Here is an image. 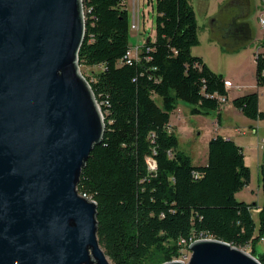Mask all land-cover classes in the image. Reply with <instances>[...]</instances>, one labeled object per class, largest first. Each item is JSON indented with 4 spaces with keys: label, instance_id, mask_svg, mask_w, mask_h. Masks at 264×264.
Returning <instances> with one entry per match:
<instances>
[{
    "label": "trees",
    "instance_id": "obj_1",
    "mask_svg": "<svg viewBox=\"0 0 264 264\" xmlns=\"http://www.w3.org/2000/svg\"><path fill=\"white\" fill-rule=\"evenodd\" d=\"M155 1V39H147L138 58L128 63L130 14L125 0H82L85 32L78 64L98 69L82 74L100 105L104 131L76 188L96 203L98 243L110 264L177 260L191 242L204 238L248 251L264 264V252L255 254L264 235V169L256 229L253 205L235 198L250 181L242 149L216 135L208 142L204 166H194L178 149L170 129V113L178 101L190 105L192 114L209 115L220 110L218 97L227 93L223 76L192 54L198 24L189 1ZM240 30L250 42L249 24L242 23ZM255 63L261 87L264 55L256 54ZM231 103L247 118L264 119L257 92Z\"/></svg>",
    "mask_w": 264,
    "mask_h": 264
},
{
    "label": "water",
    "instance_id": "obj_2",
    "mask_svg": "<svg viewBox=\"0 0 264 264\" xmlns=\"http://www.w3.org/2000/svg\"><path fill=\"white\" fill-rule=\"evenodd\" d=\"M82 0H0V264H110L77 191L104 119L78 64ZM186 263L261 264L204 238Z\"/></svg>",
    "mask_w": 264,
    "mask_h": 264
},
{
    "label": "rangeland",
    "instance_id": "obj_3",
    "mask_svg": "<svg viewBox=\"0 0 264 264\" xmlns=\"http://www.w3.org/2000/svg\"><path fill=\"white\" fill-rule=\"evenodd\" d=\"M126 1L128 4V9L130 11V22L132 21V16L135 13H137V17L140 20V22L138 23V29L130 30L129 32V43L132 47H141L147 39H150L151 41L155 39L156 1L140 0V5L138 4L137 0ZM195 1L196 0H192V5L194 6V13L196 15L198 24V44L200 40V45L192 48V54L195 56L203 57L209 67H211L216 73L222 74L225 80H236L238 77H235L239 74L238 69L240 67V70L245 72V76L243 79V83L245 85L244 87L247 89L251 88L252 82L255 83V81H253V77L250 76V71L253 68L252 59H249L250 55H248V53L245 54L246 50L249 47L246 48L247 45H243L242 47L236 48L234 50H228L226 48H223L224 50H216L217 48H215L214 45L207 41V39L209 38V35L207 36V31L210 29V22L212 18H204L203 14L197 8H195ZM207 1L209 2V4L210 2L212 4V12H214L215 14L220 12L221 7L218 6L217 2H215L214 0ZM248 19L250 23H252L254 33L256 31V36L258 37V39L263 40V32L259 31L258 29L256 30V27H258V25L256 23L254 12L249 15ZM218 47L220 48L219 44ZM93 70L97 71L98 69L80 67L81 73L83 72L85 75L91 74V71ZM242 92H245V89L242 90ZM239 94H241V92H239ZM230 100L231 98L225 103L227 106L230 104ZM156 102L160 104V99L156 98ZM178 103L180 104L178 111L170 113V122L173 126L172 130H174L178 138V149L189 155L193 159V163L196 164V157H199L200 159L203 158L204 154L207 152V144L209 139L216 133V130L214 128L216 116H212L211 114L190 116L188 113V107L190 105L182 101H178ZM180 111L181 114L178 113ZM242 120H233L232 125L233 127H238V131L236 135L233 134L232 137L241 141V148L245 156V164L250 170L251 181H249L250 184L248 183V187L247 185L244 187L243 190H245V192L241 194L237 193L236 198H244L246 201H249L248 199H250V202L252 203L256 200V194L258 193V189L260 186L259 161H261L262 164V159L264 158V131H261V129L259 128L257 130V134L254 135L253 129L255 128L253 127L258 126L257 122L245 118V120L247 121H244L248 123H244V121ZM227 130H229V128H227ZM262 165L264 167V164ZM250 193L252 195H250ZM240 196L244 197L240 198ZM259 211L260 210L256 211L254 209V211L252 212V218L255 221L256 225H258ZM259 244L263 245L264 240L259 242ZM189 254V251H183L180 260H182V258L184 259V257L187 256L190 257ZM183 262L186 263L187 261L185 262L184 260Z\"/></svg>",
    "mask_w": 264,
    "mask_h": 264
},
{
    "label": "crops",
    "instance_id": "obj_4",
    "mask_svg": "<svg viewBox=\"0 0 264 264\" xmlns=\"http://www.w3.org/2000/svg\"><path fill=\"white\" fill-rule=\"evenodd\" d=\"M137 1L139 4L140 0H137ZM188 1L194 10V6L192 5V0H188ZM210 1H212V0H210ZM214 1L217 2L218 6L221 7L220 12L216 13V14L211 11V7H212L211 2L209 4V2L207 0H196L195 1V8H197L203 14L204 18H206V19L212 18L211 22H210V29L207 31V36L209 35V38L207 39V41H209L212 45H214V47L217 48L216 50H218V49L224 50L223 48H226L228 50H234V49L238 48L239 46L246 44L247 45L246 48L247 47H249V48L246 50L245 54L248 53V55H250L249 59H252V62H253V68L250 71V76L253 77V81H255V83L252 82L251 88L247 89L244 87L245 85L243 83V79L245 76V72L241 71L240 67H239V69H238L239 74L236 75V77H235V78L238 77L236 80L233 81V80H229V79H227V80L224 79V81H230V86L225 88L227 96L226 97L224 96V98H225V101L223 102L224 104L220 103L221 108L218 112L215 111V112L210 113L212 116L213 115L216 116L215 122H214L215 123L214 128L216 130L215 131L216 133L212 137L219 135V136L223 137L224 139H229V140L233 141L237 146H239L241 148V146H242L241 141L238 139H234V137H232L233 134L236 135V133L238 131L237 130L238 127H235V126L233 127L232 123H233V120H235V119H238V120L244 119L245 120V118L246 119H250V118L245 117L238 109H236L231 103L232 100L238 96H241V95H244L247 93L257 92V94H258V109H259V111L264 113V86H261V87L258 86L256 83V79H255V71H256L255 55L258 53L264 55V38H263V40L258 39V37L256 36V31L254 33V28L252 26V23H250V21L248 19L249 15L254 12L256 23L258 25V27H256V30L258 29L259 31H262V29L259 26L258 18H259V16L264 14V0H214ZM125 2H126L127 11L130 14L127 1L125 0ZM134 15L132 16V19L135 22L137 21V23H139L140 20L137 17V13H135ZM242 23H248L250 28H251L252 40L250 42L246 41L245 33H243L241 30L238 32L239 25H241ZM142 24H143V22H142ZM262 32L264 35V31H262ZM234 33L237 34V37L234 35ZM218 44L220 45V48L218 47ZM198 45H200V40H199ZM201 58L204 61V63L209 67V65L207 64L205 59H203V57H201ZM209 68H211V67H209ZM244 89H245V92H242V90H244ZM239 92H241V94H239ZM230 98H231V100H230L231 102L227 106L225 103ZM179 105H180L179 103L176 105V108L172 111V113L175 111H178ZM190 108L191 107L189 106L188 107L189 115L190 116L191 115L197 116L196 114H192L190 112ZM178 113L181 114V111ZM242 117H245V118H242ZM244 120H242V121H244ZM250 120H254V119H250ZM245 121H247V120H245ZM245 121H244V123H248ZM254 121L257 122L258 126L253 127V128H255V129H253V134L254 135L257 134V130L259 128L261 129V131H264V119L263 120H254ZM227 128H229V130H227ZM170 129H173L171 122H170ZM207 156H208V144H207V152L204 154L203 158L200 159L199 157H196V160H197L196 164L193 163V159L190 156H189V158L191 159V162L194 166H204L207 163ZM244 162H245V156H244ZM262 164H264V158L262 159ZM262 164H261V161H259L260 170H261V168L264 169ZM250 181H251V174H250ZM249 184H250V182H249ZM249 184L247 185V187L249 186ZM243 189L237 193H239V194L244 193L245 190H243ZM237 193L235 194V198L237 197ZM250 195H252V194L250 193ZM242 197H244V196H240V198H242ZM237 200L240 202H245L247 204H252L253 208L251 209V214L254 211V209L256 211L260 210L262 203H263V193H262L261 183H260V186L258 189V193L256 194V200L255 201H253L251 203L250 199H248L249 201H246L244 198L237 199ZM257 226L258 225H256V229H257ZM263 240L264 239L262 237V239H260V242ZM263 252H264V244L260 245L258 243L255 246V254L259 255Z\"/></svg>",
    "mask_w": 264,
    "mask_h": 264
},
{
    "label": "built area",
    "instance_id": "obj_5",
    "mask_svg": "<svg viewBox=\"0 0 264 264\" xmlns=\"http://www.w3.org/2000/svg\"><path fill=\"white\" fill-rule=\"evenodd\" d=\"M83 13H84V11H83ZM258 22H259L260 28L262 29V31H264V14H262L261 16H259ZM137 29H138V23L135 22L132 19V21L130 22V30H137ZM140 49H141V47H139V46H134V47L130 46L129 50L126 52V55H125L126 62L129 63L132 60H136L138 58V54L140 52ZM224 86H225V88L228 87V86H230V81H224ZM224 101H225L224 96H219L218 97V102L219 103H223ZM99 108H100V105H99ZM154 165H155L154 162L153 161H150V167L152 169L154 168ZM188 259H189V257L187 256V257H184V259L182 258V260H180V259H177V260L182 261V262L185 260V262H186V261H188Z\"/></svg>",
    "mask_w": 264,
    "mask_h": 264
}]
</instances>
